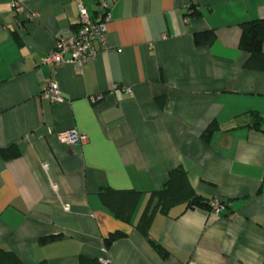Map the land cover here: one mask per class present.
<instances>
[{"label": "crops", "instance_id": "1", "mask_svg": "<svg viewBox=\"0 0 264 264\" xmlns=\"http://www.w3.org/2000/svg\"><path fill=\"white\" fill-rule=\"evenodd\" d=\"M103 1L0 0V150L21 151L0 156V247L25 264H264V73L245 69L239 49L240 25L264 18V0ZM81 4L94 18L109 12L107 43L53 76L44 58L78 25ZM209 29L217 40L198 46ZM50 78L63 101L44 98ZM71 129L87 141L62 143ZM179 165L200 194L229 205L156 212L150 238L169 249L163 258L135 225ZM101 186L142 192L131 223L102 205ZM116 231L125 236L105 252Z\"/></svg>", "mask_w": 264, "mask_h": 264}, {"label": "trees", "instance_id": "2", "mask_svg": "<svg viewBox=\"0 0 264 264\" xmlns=\"http://www.w3.org/2000/svg\"><path fill=\"white\" fill-rule=\"evenodd\" d=\"M187 15L199 17L201 13L195 5L190 4L188 6ZM240 29L239 49L248 54V58L243 67L250 71L264 73V18L244 22L240 25ZM216 40L217 32L213 29L200 31L195 34V42L198 46H211ZM254 115V126L260 127L263 123L262 117L257 113H254ZM212 132L213 128L211 125L202 133L201 138L208 142ZM20 155V148L16 144L0 150V156L4 160L13 159ZM98 195L102 205L112 213L115 218L125 223H131L133 215L141 200L142 192L136 189H115L110 186H101ZM214 200L216 199H211L200 194L193 187L187 170L181 165L176 166L170 170L163 185L159 189L151 192L149 201L135 225L136 229L143 236L149 238L150 243L161 257L167 258L170 255L169 249L150 238V227L154 214L156 212L169 214L170 211L177 206H183L184 209L202 208L211 210V203ZM222 201L228 202L225 200ZM124 236L125 234L121 231L111 233L104 239L106 250H108L114 241ZM56 238L57 237L53 236L42 237L40 242L44 244ZM0 264L25 263L12 250L0 247ZM41 264H47V262L43 261ZM81 264L101 263L97 260L82 257Z\"/></svg>", "mask_w": 264, "mask_h": 264}, {"label": "built area", "instance_id": "3", "mask_svg": "<svg viewBox=\"0 0 264 264\" xmlns=\"http://www.w3.org/2000/svg\"><path fill=\"white\" fill-rule=\"evenodd\" d=\"M101 7L107 8V4L103 0L100 2ZM13 7L17 12H23L25 9L19 3H14ZM79 23L78 26L67 37L57 39L53 49L44 58V63L49 65L53 70V76L57 67L64 63H69L75 67H82L85 62L96 57L98 48L96 42H101L105 47L107 43L106 21L109 18V12L99 13L97 18L92 17L83 4L79 7ZM30 17H35L32 14ZM126 91L131 89L127 87ZM42 94L44 98L50 101H63L58 82L50 78L46 81ZM59 139L62 143L72 145H82L87 141V136L80 133L77 129H71L61 132ZM212 213L220 214L229 202L220 199L214 200L212 203ZM107 252L106 248L103 249ZM101 264H112L111 259L103 256L99 259Z\"/></svg>", "mask_w": 264, "mask_h": 264}]
</instances>
